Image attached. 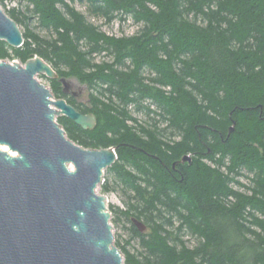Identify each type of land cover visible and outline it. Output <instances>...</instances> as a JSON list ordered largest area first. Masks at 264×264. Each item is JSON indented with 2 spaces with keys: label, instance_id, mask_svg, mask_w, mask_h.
Listing matches in <instances>:
<instances>
[{
  "label": "trees",
  "instance_id": "obj_1",
  "mask_svg": "<svg viewBox=\"0 0 264 264\" xmlns=\"http://www.w3.org/2000/svg\"><path fill=\"white\" fill-rule=\"evenodd\" d=\"M25 1L26 13L0 0L24 26L20 47L0 40V60L37 55L90 90L77 100L49 79L54 97L96 117L92 129L58 117L67 136L116 147L99 188L124 197L125 209L110 207L128 224L114 239L124 261L264 264V0H77L106 22L130 16L139 27L129 36L106 34L65 0Z\"/></svg>",
  "mask_w": 264,
  "mask_h": 264
},
{
  "label": "water",
  "instance_id": "obj_2",
  "mask_svg": "<svg viewBox=\"0 0 264 264\" xmlns=\"http://www.w3.org/2000/svg\"><path fill=\"white\" fill-rule=\"evenodd\" d=\"M0 40L11 47L24 42L1 6ZM38 74L57 78L64 94L76 87L37 55L24 64L0 60V264H127L114 243L107 198L98 192L116 147L71 140L58 117L83 129H92L96 117L54 97ZM185 161L189 155L172 169Z\"/></svg>",
  "mask_w": 264,
  "mask_h": 264
},
{
  "label": "rangeland",
  "instance_id": "obj_3",
  "mask_svg": "<svg viewBox=\"0 0 264 264\" xmlns=\"http://www.w3.org/2000/svg\"><path fill=\"white\" fill-rule=\"evenodd\" d=\"M65 1L70 3L72 6H74L78 11L84 13L90 22L99 26V28L108 35L129 36V35L136 33V31L138 30L139 25L134 23L132 18L128 15H122V16L117 15L112 21L106 22L105 19H103L102 17H99V16L97 17V16H93V15L88 14L85 3H81L77 0H75V1L65 0ZM26 5H27V2L25 0H4V7L6 9H9L11 7H15V8L19 9L20 11L26 13V11H25ZM27 23L29 24V27L31 29H33V31L39 33L40 35L46 36L48 34L45 29H43L41 26L38 25L36 18L28 19ZM20 29L24 30V26L20 25ZM102 59H104L103 53L95 56L96 61H100ZM14 61H17V60H14ZM36 78L41 83L50 87L49 78H47L43 75H39V74L36 76ZM71 80L74 82V84L76 86V87H73L72 90H74L75 92H79V94H78L79 99L85 100L90 93V90L88 89V87L85 84L80 83L75 78H71ZM133 115L140 122H143L145 119V116L141 113H134ZM108 176H109V174H108L107 170H105L104 178H107ZM239 179L243 183L248 182V179L246 176H241ZM234 187L238 188L235 185H234ZM98 192L101 193L100 188H98ZM102 194H104L107 198L108 210L111 213L110 222L112 224V231H113L114 239L120 238L121 241L123 242L124 239L127 237L125 225H128V224H127L125 219L118 220L117 222L112 221V217H113L114 213L112 214V210H110V207L113 206V207H116L119 209H125L126 207H125V203H124V197L119 190H112V191H108V192H105ZM184 239H186L188 241V244H190V245L194 242V240L188 235H185ZM135 245H137L136 241H132L131 246H135ZM131 246H129V248H131ZM131 250H132V248H131Z\"/></svg>",
  "mask_w": 264,
  "mask_h": 264
},
{
  "label": "flooded vegetation",
  "instance_id": "obj_4",
  "mask_svg": "<svg viewBox=\"0 0 264 264\" xmlns=\"http://www.w3.org/2000/svg\"><path fill=\"white\" fill-rule=\"evenodd\" d=\"M78 94H79V92H75L74 90H71L68 95L75 97L77 100H81V99H79Z\"/></svg>",
  "mask_w": 264,
  "mask_h": 264
}]
</instances>
